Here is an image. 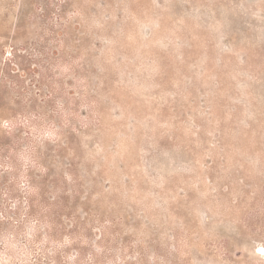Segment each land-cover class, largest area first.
Segmentation results:
<instances>
[{
  "label": "rangeland",
  "instance_id": "1",
  "mask_svg": "<svg viewBox=\"0 0 264 264\" xmlns=\"http://www.w3.org/2000/svg\"><path fill=\"white\" fill-rule=\"evenodd\" d=\"M0 264H264V0H0Z\"/></svg>",
  "mask_w": 264,
  "mask_h": 264
}]
</instances>
